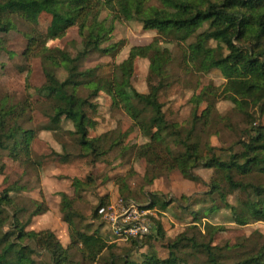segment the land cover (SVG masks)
I'll use <instances>...</instances> for the list:
<instances>
[{
  "label": "trees",
  "instance_id": "trees-1",
  "mask_svg": "<svg viewBox=\"0 0 264 264\" xmlns=\"http://www.w3.org/2000/svg\"><path fill=\"white\" fill-rule=\"evenodd\" d=\"M157 1L160 7L151 5V0H0V34L15 29L16 19L37 26L44 14L52 18L50 33L53 39L63 38L68 30L78 27L83 47L76 57L58 48H48L43 35L36 29L28 37L23 54L26 59H42L47 82L40 93L48 102L52 101L44 104L51 122L47 130L58 133L63 130L62 120L71 122L75 131L68 135L75 138L78 158L95 163L123 144V135L117 138L109 133L99 137L90 135L98 123L88 116V110H96L92 100L106 93L149 139L136 150L137 158L147 163L145 179L149 185L164 173L177 172L196 182L199 177L195 170H216L223 174L224 183L212 178L210 190L206 192L210 205L202 209L205 218L227 209L233 222L238 224L264 222V124L261 122L264 116V0ZM105 12L108 17L102 19ZM133 20L140 21L145 30H157L171 42L187 46L181 65L184 73L209 74L213 70L223 73L226 83L222 88L208 85L194 94L187 125L171 123L164 112L161 94L168 88L169 67L174 59L169 50L162 49L160 38L148 46L133 47L127 60L110 78L99 77L97 69L82 68L81 62L93 53L115 55L122 43L105 45L112 40L116 23ZM193 38L195 41L187 43ZM3 45L4 39L0 37V49ZM138 58L149 59L151 72L159 79L149 93L138 92L132 84ZM58 69L68 72L64 81L58 78ZM82 91H87L88 95L84 96ZM221 98L233 104L230 114L241 117V123L234 124L231 116L220 115L217 104ZM34 107L28 99L17 102L4 96L0 100V176L6 174L5 160L8 158L42 166L41 162L33 161L32 145L37 132L23 124L32 121L29 116ZM221 124L236 134V141L229 146L217 147L210 142L211 135L217 134ZM59 144L63 151L57 157L63 162L69 161L73 155L69 153L70 146L61 141ZM126 180L120 178L118 183L121 196L127 194L128 201ZM94 183L92 176L86 180L76 178L72 184L77 196L71 198L61 194L60 211L70 237V245L66 248L52 230H28L32 217L41 214V207L28 218L27 205L20 199L25 187L17 182L6 186L5 182L0 192V264H36L34 257L40 251L49 255L50 264H81L75 258V250L83 262L91 264L98 263L107 251L110 255L105 264H185L186 259L181 256L185 245L191 246L197 254L206 255L208 264H228L225 260L231 254L235 255L231 264H264L261 238L249 240L254 245L241 242L222 247L214 241L224 229L208 222L206 233H200L202 241L180 235L168 244L169 257L166 259L152 251L143 254L142 262H137L129 255L131 249L118 255L116 246L109 244L101 229L95 230L93 226L96 221L105 226L100 211L109 206L108 197L101 198L89 219L77 207L79 193L89 191ZM149 197L151 204L146 207L158 208L161 212L177 201L169 203L155 194ZM232 197L234 205L230 202ZM181 199L188 204L191 197ZM153 222L156 236L164 239L162 223ZM200 222L202 219L196 217L195 223ZM151 237L152 234L145 239ZM131 242L136 248L149 246L148 241L144 244Z\"/></svg>",
  "mask_w": 264,
  "mask_h": 264
},
{
  "label": "rangeland",
  "instance_id": "rangeland-1",
  "mask_svg": "<svg viewBox=\"0 0 264 264\" xmlns=\"http://www.w3.org/2000/svg\"><path fill=\"white\" fill-rule=\"evenodd\" d=\"M150 4L161 6L157 0H151ZM107 17L108 13L105 12L102 19ZM51 20V16L44 14L38 25L34 26L24 20L16 19L15 29L8 34H0V37L4 39V48L0 49V100L4 96H9L17 102L28 99L35 104L34 111L29 116L32 121L23 124L27 129H34L37 132L32 145L33 161L41 162L42 166L15 162L8 158L5 160L6 174L0 176V192L4 188L5 182L6 186L7 183L17 182L25 187L20 199L24 205H27L28 218L32 217L39 206L41 207V214L32 217L28 230L37 232L52 230L63 245L66 248L69 247V230L60 211L61 194L67 193L71 198H75L77 194L72 181L76 178L86 180L92 176L95 183L89 191L79 193L81 198L77 207L84 213L86 219H89L100 205L101 198L108 197L109 212L114 213L119 210L121 201H127L125 198L127 194L121 196V188L118 183L119 179L124 177L127 179L126 183L129 187L128 197L130 200L128 201L149 206L151 204L149 196L152 194L158 195L159 198L165 199L169 203L172 200L177 201L172 203L165 212L159 211L158 208L154 209L156 217L152 218V222L157 220L162 223L165 238L157 237L153 230L151 233L153 238H149L150 241L145 238L139 241V244H144V241L149 242V246L143 249L133 247L131 241L119 239L111 241V228L109 227L107 230V224L102 226L101 221L93 223L95 230L101 229L100 232L107 242L116 246L115 253L118 255H123L131 249L129 255L137 262H142L144 255L152 251L156 252L159 258L166 259L169 257L168 244L180 235L184 234L188 238L195 237L202 241L200 233H206L207 222L224 229L215 237L214 242L219 246L237 245L241 242L253 244L249 240L254 241L260 238L263 243L264 222L246 226L238 224L233 222L231 212L227 209L221 210L209 219L205 218L202 209L210 205L206 199V192L210 190L212 178L224 183L221 172L205 168L197 169L194 171L195 175L199 177L196 182L185 179L177 172L164 173L162 177L149 185L145 179L147 163L143 159H138L136 153L137 148L148 143L149 139L142 135L137 125L122 108L113 104L112 98L106 93H101L97 99L92 100L96 104V110H88V116L98 123L96 130H91L90 135L99 137L109 133L114 134L115 138L118 135H123V144L108 152L104 160L90 163L89 160L77 157L79 155L78 145L75 144V138L68 135L69 132L75 131L71 122L62 120L63 130L58 133L47 130L51 126V122L45 114L48 110L44 104L52 103V101L48 102L47 97L40 93V89L47 82L42 59L40 57L26 59L23 55L28 46V37L32 36L36 29L39 34L43 35L48 48L64 50L73 57H76L83 47L78 27L68 30L63 38L53 39L50 33ZM157 38H160L162 49L169 50L174 59L173 64L169 67L168 73L171 78L168 80V88L161 94L164 112L171 123L187 125L191 119L192 105L190 101L194 94L208 85L222 88L226 79L220 70H213L209 74L190 75L184 73L181 65L184 58L183 52L187 46L183 43L171 42L157 30H145L143 24L138 20L121 21L116 23L112 40L105 45V47H109L122 43L117 53L115 55L93 53L81 62V66L83 69H97L99 77L110 78L114 75L116 68L127 60L133 47L148 46ZM193 41H195L194 38L187 43ZM211 45L215 46L214 43ZM57 75L61 81H64L68 72L65 69H58ZM158 82V77L151 72L150 60L138 58L135 62L132 79L135 89L140 93H149ZM198 84L200 88H198ZM82 94L86 96L88 92L82 91ZM217 109L221 116H231L234 124L241 123V117L230 114L233 109L231 102L221 98L218 100ZM261 122L264 124V116ZM60 141L68 144L70 146L69 153L73 154L67 162H63L57 157V154L63 151L59 144ZM234 141H236L234 130L227 128L224 124L219 125L217 134H212L210 138L211 144L217 147L229 146ZM106 148H109V145ZM183 196L191 197L188 204L181 199ZM230 202L234 205L235 199L230 198ZM199 203L201 204L198 205ZM195 213L198 215L196 216ZM195 216L202 219V222L196 224ZM88 223L90 224V222ZM184 247L181 256L186 259L185 264H208L206 255L195 253V250L189 245ZM74 253H76V260L81 264H91L83 262L76 250ZM109 255L108 251L105 252L100 261L95 264H105ZM231 255L225 260L228 264H231L235 258L234 254ZM34 258L36 264H50L49 255L43 251H40L39 255Z\"/></svg>",
  "mask_w": 264,
  "mask_h": 264
},
{
  "label": "built area",
  "instance_id": "built-area-1",
  "mask_svg": "<svg viewBox=\"0 0 264 264\" xmlns=\"http://www.w3.org/2000/svg\"><path fill=\"white\" fill-rule=\"evenodd\" d=\"M109 209V207L101 209L100 214L103 215L108 230L109 227L111 228V241L119 239L139 242L151 235L152 218L156 217L154 209L147 208L135 201H121L119 210L114 213H110Z\"/></svg>",
  "mask_w": 264,
  "mask_h": 264
},
{
  "label": "crops",
  "instance_id": "crops-1",
  "mask_svg": "<svg viewBox=\"0 0 264 264\" xmlns=\"http://www.w3.org/2000/svg\"><path fill=\"white\" fill-rule=\"evenodd\" d=\"M65 194H67V193H65ZM108 230V229H107Z\"/></svg>",
  "mask_w": 264,
  "mask_h": 264
}]
</instances>
